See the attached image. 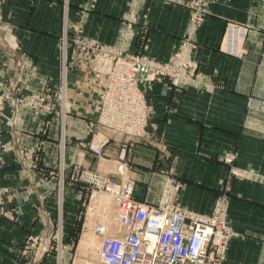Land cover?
Wrapping results in <instances>:
<instances>
[{"label":"crops","instance_id":"crops-1","mask_svg":"<svg viewBox=\"0 0 264 264\" xmlns=\"http://www.w3.org/2000/svg\"><path fill=\"white\" fill-rule=\"evenodd\" d=\"M201 7L194 18L174 0H0V264H68L70 251L62 259L49 248L59 227L60 242L73 245L95 174L132 178L149 203L172 178L175 202L202 214L225 193L234 235L221 264H264V0ZM70 26L79 31L66 36ZM96 45L184 64L176 81L145 91L149 143L110 137L101 153L89 149L101 133ZM62 67L63 98L39 103L54 109L27 105L25 95L61 88Z\"/></svg>","mask_w":264,"mask_h":264},{"label":"built area","instance_id":"built-area-1","mask_svg":"<svg viewBox=\"0 0 264 264\" xmlns=\"http://www.w3.org/2000/svg\"><path fill=\"white\" fill-rule=\"evenodd\" d=\"M193 4L196 9L193 16L197 18L202 12L201 2ZM78 31L76 26V32L71 31V34ZM243 34L244 29L228 34L229 50H234L232 40L236 42ZM89 61L99 81V76H103L98 118L103 139L111 137L109 132H117L135 141L149 137L144 128L150 106L142 87L166 77L176 81L180 68L173 69L168 63L140 54L109 52L101 48H94ZM101 141L92 140L89 149L101 153ZM1 149L0 144V158ZM230 158L225 160L229 162ZM124 168V163H120L117 171L123 174ZM88 181L92 186L83 201L78 229L81 235L76 242L77 247L83 249L81 256L85 263L221 264L234 235L227 221L228 198L225 193L216 198L211 213L202 214L175 202L176 189L172 178L165 179L157 203L137 197L132 178L118 181L95 174ZM7 202L0 189V219L6 215L4 207ZM57 242L61 247V242Z\"/></svg>","mask_w":264,"mask_h":264},{"label":"rangeland","instance_id":"rangeland-1","mask_svg":"<svg viewBox=\"0 0 264 264\" xmlns=\"http://www.w3.org/2000/svg\"><path fill=\"white\" fill-rule=\"evenodd\" d=\"M174 2L176 3V4H180V5H182V6H185V7H190V8H193V13H192V16H193V14L195 13V11H196V9L193 7L194 6V4H193V2H197V3H199V2H201V0H174ZM192 4V5H191ZM67 29L65 30V34H71V31H73V33L74 32H76V26H70V27H66ZM93 48H100L98 45H96V46H94ZM64 50H65V46H64ZM110 50H112V51H116V50H114V49H110ZM66 51H64V53H65ZM126 53H129V52H126ZM67 54V53H66ZM140 55H142V54H140ZM143 56V55H142ZM145 57V56H144ZM147 58V57H146ZM182 64H179L178 66H175V65H172L171 64V67L173 68V69H178V68H180V72H179V74L181 75V69H182V66H181ZM65 67V66H64ZM64 67H62V73H61V76H59V79H60V81H61V88H57V89H52V88H48V89H44L42 92H40V93H34V94H27V95H25L26 97H27V99H28V101H26L27 102V105H29L30 104V106H31V108L32 109H39V108H41V110L42 111H44V112H50L51 110H53L54 109V107L56 106L53 102H49V103H47L46 105L43 103L42 105H41V107H40V104L39 103H41L42 102V100H44V96L46 95H49L52 99L53 98H55V97H57V99L59 98V96L61 95V97L63 98V96H64V84H65V74H66V71H65V68ZM96 75V74H95ZM99 77H101V80L99 81V78H97L96 80H98V81H96L97 83L99 82L101 85H102V87H103V76H99ZM172 79V78H171ZM163 80V79H162ZM150 83H152V82H150ZM149 83V84H150ZM149 84H147V86L145 87V88H143L142 87V92H143V94H144V98H145V100H146V90H147V87H148V85ZM61 89V90H60ZM102 91H103V89H102ZM102 91H101V93H102ZM101 93H100V95H101ZM25 97V98H26ZM147 102V101H146ZM148 109V108H147ZM150 111V109H148V112ZM99 118V117H98ZM148 122V121H147ZM98 123H99V125H100V127H101V123L98 121ZM147 125V124H146ZM145 128H146V126H145ZM144 128V129H145ZM101 130V129H100ZM99 130V131H100ZM103 131V130H102ZM102 131H101V133H100V135L99 136H97L96 137V139L95 140H97V139H100V140H103V137H102ZM147 134V133H146ZM108 135L109 136H111V138H118V139H121V140H127V141H134V138L133 139H128L127 137H125V136H122V135H119L117 132H115V133H111V132H109L108 133ZM148 135V134H147ZM149 136V135H148ZM108 139H110V138H108ZM149 140H150V138L149 137H144L143 138V142H146V143H149ZM228 158H230V156H227ZM227 157H225V158H227ZM225 158H224V160H225ZM231 159V158H230ZM232 160V159H231ZM230 160V161H231ZM226 161V160H225ZM229 161V162H230ZM118 165V164H117ZM80 170V169H79ZM236 169L234 168V167H231V169H230V174L231 175H233V174H235L236 173ZM80 171L77 173V176L79 177L80 176ZM0 189H1V192L3 193L4 192V189L0 186ZM4 210H5V207H4ZM75 221L77 222V219H75ZM74 221V219L72 220V223H74V225H73V232L72 233H70L71 234V236H72V239H73V245H69L70 244V242H68V244L66 245V244H62L63 242H61V247H59V245H58V242H57V240L58 241H60L61 240V235H62V233L60 232V227H59V229H58V237L56 238V237H54V242H55V244L54 245H52V247H50L49 248V251H54L55 253H57V252H59L58 254L60 255V256H62V259L63 258H65L66 257V255L65 254H67L66 253V251L67 252H69L70 251V256H69V259H67V263L68 264H76V262L77 261H82V253H81V251L83 250V249H81L80 248V246H78L77 247V245H76V242L78 241V239H80V235H79V232L78 231H76V225H77V223ZM61 234V235H60ZM64 245V246H63ZM70 246V247H69ZM77 247V248H76ZM66 248V249H65ZM76 250H77V253H76ZM41 251H43V250H41ZM39 255V254H38ZM37 255V256H38ZM41 257H43V254L41 253ZM80 258V260H78L77 258ZM77 259V260H76Z\"/></svg>","mask_w":264,"mask_h":264},{"label":"bare ground","instance_id":"bare-ground-1","mask_svg":"<svg viewBox=\"0 0 264 264\" xmlns=\"http://www.w3.org/2000/svg\"><path fill=\"white\" fill-rule=\"evenodd\" d=\"M94 140H95V139H94ZM77 259L80 260L79 257H78ZM77 259H76V260H77ZM83 262H84V260H83V261H77L76 264H84L85 262H84V263H83ZM85 264H95V263H92L91 261H89V263H85Z\"/></svg>","mask_w":264,"mask_h":264}]
</instances>
